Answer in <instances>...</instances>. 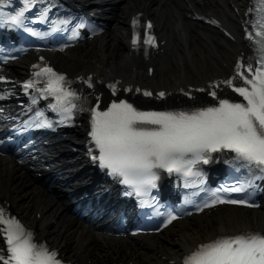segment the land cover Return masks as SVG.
Masks as SVG:
<instances>
[{
  "label": "snow or ice",
  "instance_id": "obj_1",
  "mask_svg": "<svg viewBox=\"0 0 264 264\" xmlns=\"http://www.w3.org/2000/svg\"><path fill=\"white\" fill-rule=\"evenodd\" d=\"M24 2L25 9L7 17V22L23 24L24 12L33 0ZM253 12L257 15L249 21L251 30H246V38L251 42L260 66L253 69L251 63L246 68L243 63L237 64L233 79L243 80L242 86L234 87L233 80L221 82L234 87L246 103L220 100L218 107L191 113L140 111L126 101L113 102L106 111L93 109L89 135L99 150V155L93 159L99 161L101 168L108 169L110 175L122 177L121 182L131 186L138 196L156 187L158 175L154 169L180 172L186 177L199 176V172L192 171V165L198 161L208 163L210 153L225 149L234 152L235 159L245 166H254L264 172V0H254L249 9V13ZM4 23V13L0 12V25ZM139 39L134 35L132 43L137 44ZM144 42L151 43L153 38L148 37ZM35 67L39 68L35 76L48 77L44 91L56 100L51 107L63 113L65 119H70L77 108L74 102L79 99L77 93L66 87L68 82L64 75L50 67ZM218 86L209 85L210 88ZM24 87L32 88L33 82ZM110 87L115 92V85ZM144 95L152 93L146 91ZM210 95L215 97L216 92L212 91ZM41 115L37 113L38 117ZM36 126L51 125L43 121ZM222 190L241 192L244 184ZM216 203L246 204V201L217 198L204 207ZM175 219L176 216H170L168 222ZM0 225L3 226L0 235L7 245V255L0 254V264H62L55 250L37 243L32 233L15 217L6 215L3 208H0ZM184 264H264V233L218 237L197 246L184 258Z\"/></svg>",
  "mask_w": 264,
  "mask_h": 264
},
{
  "label": "bare ground",
  "instance_id": "obj_2",
  "mask_svg": "<svg viewBox=\"0 0 264 264\" xmlns=\"http://www.w3.org/2000/svg\"><path fill=\"white\" fill-rule=\"evenodd\" d=\"M193 2L199 10L218 13L236 27L232 4L240 5L244 0ZM120 4L124 7L119 14L107 15L110 28L103 35L54 56L53 61L59 68L75 74L88 71H97L108 77L122 74L130 80L175 88L225 73L227 68L220 61H232L233 53L238 51L236 44L215 30L183 17L184 0H120ZM142 7L157 19L168 36L166 50L158 58L157 72L152 79L146 78L143 70L136 75L131 71L132 59L125 42L129 33L127 21L134 11ZM213 48L220 53L219 57L215 56ZM24 61L15 65V70L18 66L21 68ZM127 67L129 71H126ZM0 192L26 220H34L35 211H41L44 218L39 226H43L50 217L58 216V223L45 231L58 243L67 242L69 253L79 264H100L102 260H108L105 255L122 260L129 255L137 264H166L162 255L179 257L196 243V235L207 239L216 233L235 232L253 226L264 229V208L247 210L225 205L189 221L173 222L160 234L139 235L131 239L128 236L116 237L87 220L79 219L70 211L66 198L56 187L46 188L28 167L9 157H0Z\"/></svg>",
  "mask_w": 264,
  "mask_h": 264
}]
</instances>
